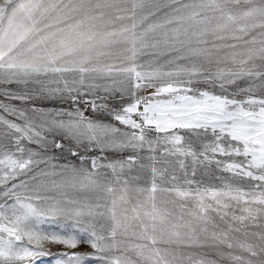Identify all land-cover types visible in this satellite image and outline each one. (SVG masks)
<instances>
[{"label": "snow or ice", "instance_id": "1", "mask_svg": "<svg viewBox=\"0 0 264 264\" xmlns=\"http://www.w3.org/2000/svg\"><path fill=\"white\" fill-rule=\"evenodd\" d=\"M46 243L264 264V0H0V264Z\"/></svg>", "mask_w": 264, "mask_h": 264}, {"label": "rangeland", "instance_id": "2", "mask_svg": "<svg viewBox=\"0 0 264 264\" xmlns=\"http://www.w3.org/2000/svg\"><path fill=\"white\" fill-rule=\"evenodd\" d=\"M86 115H92L91 109H88L86 112ZM43 227L48 229H54L56 227L55 224H49L48 222H45ZM44 249L46 252L51 253L50 255H42L36 258H33L32 264H55L57 257L54 255L59 252L67 251L68 249H65L62 245L59 244H53V243H46L44 245ZM76 251H88L90 252L91 249H88L86 247L75 249Z\"/></svg>", "mask_w": 264, "mask_h": 264}]
</instances>
